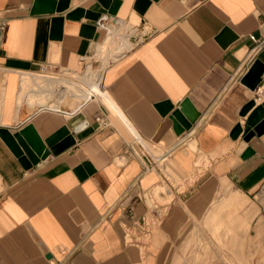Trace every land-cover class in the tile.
<instances>
[{
  "label": "crops",
  "instance_id": "obj_1",
  "mask_svg": "<svg viewBox=\"0 0 264 264\" xmlns=\"http://www.w3.org/2000/svg\"><path fill=\"white\" fill-rule=\"evenodd\" d=\"M55 1L0 0V264H170L214 192L217 229L264 184V118L247 122L264 104V0ZM20 144L50 154L25 167ZM202 167L185 191L168 182Z\"/></svg>",
  "mask_w": 264,
  "mask_h": 264
},
{
  "label": "rangeland",
  "instance_id": "obj_2",
  "mask_svg": "<svg viewBox=\"0 0 264 264\" xmlns=\"http://www.w3.org/2000/svg\"><path fill=\"white\" fill-rule=\"evenodd\" d=\"M238 129L241 131L240 126ZM249 136L250 134L246 138ZM135 140L139 142V139L135 138ZM142 144L144 149H150L151 151V148L144 142ZM157 158L156 154L154 159L157 160ZM205 170L206 168L202 167L195 178L180 179L171 170L167 169L172 176V178L167 177V179L171 186H177V191L181 192L187 190L190 186L193 187L196 178L198 179L200 175L204 174ZM161 171H163L162 168ZM263 188L264 184L260 187L256 197L252 198V201L250 200L245 208L237 211L222 209L220 217L224 218V224L217 229H215L217 220L212 221L211 211L214 210L219 199L224 196V192L222 191L223 188L217 193L214 192L212 198L208 199V205L203 214L193 219L191 227H188L189 230L187 228L179 234L181 243L180 245L177 243L176 247L170 249V264H264ZM163 196L166 197L167 195L163 193ZM154 199V203L161 207L172 198L163 202L159 201L157 197H154ZM160 211V215H163V210ZM241 216L242 218L245 217L246 220L243 221ZM158 225V220H153V222L148 220L143 236L139 240L148 242L150 240L149 234L153 233ZM129 233L127 231V241L130 239Z\"/></svg>",
  "mask_w": 264,
  "mask_h": 264
},
{
  "label": "water",
  "instance_id": "obj_3",
  "mask_svg": "<svg viewBox=\"0 0 264 264\" xmlns=\"http://www.w3.org/2000/svg\"><path fill=\"white\" fill-rule=\"evenodd\" d=\"M69 3V0H58L55 1V8H57L58 11H62L65 8H67ZM119 4V2L115 1L113 2V6L110 8V12L114 13L117 5ZM61 26V25H60ZM234 37L231 36L228 32L227 29H225L221 35L219 36V40L220 42H222L223 45H226L230 40H232ZM263 70L261 71V69L258 67V64H255L250 71L247 73V75L245 76V78L243 79V82L245 84H247L251 89H255L258 85V83L260 82V76L262 74ZM254 105L253 101H250L249 103H247L242 111H241V115H245L246 112ZM162 109L164 112H168L171 109V105H169L168 103L163 104ZM173 116L182 124V125H186L185 120L183 119V117H185L188 121H193L195 119V115L194 112L190 106V104L187 101H184L181 106L180 109L178 111H175L173 113ZM264 118V104L259 105L256 110L251 113V115L248 117V125L249 126H256L262 119ZM83 127V125L80 126V128ZM239 126H237L234 130H233V137H236L239 133L240 130L238 129ZM238 130V131H237ZM237 131V133H235ZM6 139L8 140L9 143L12 144V140L8 139L6 136ZM21 145V144H20ZM22 146V145H21ZM23 147V146H22ZM62 147V146H61ZM60 146H56L53 147L51 149V151L53 152H57V150L59 148H61ZM18 148V147H17ZM14 147L16 153L20 156H23V151L21 149H17ZM23 150H25V156L22 158V162L25 165V167H29L31 163H37L38 162V156H41L42 159L46 158L49 154H50V150L48 149H39L38 152L36 154L32 153L31 151L25 149V147H23ZM246 155L248 153H245Z\"/></svg>",
  "mask_w": 264,
  "mask_h": 264
},
{
  "label": "bare ground",
  "instance_id": "obj_4",
  "mask_svg": "<svg viewBox=\"0 0 264 264\" xmlns=\"http://www.w3.org/2000/svg\"><path fill=\"white\" fill-rule=\"evenodd\" d=\"M257 95H259V97H256V102L258 103H263L264 102V89H262V88H259L258 89V91H257ZM253 107V106H252ZM258 107V106H257ZM256 107V108H257ZM256 108L252 111V113L256 110ZM251 115V114H250ZM249 115V116H250ZM243 147H244V144H241L240 146H239V151H238V153L239 152H241V150L243 149Z\"/></svg>",
  "mask_w": 264,
  "mask_h": 264
},
{
  "label": "built area",
  "instance_id": "obj_5",
  "mask_svg": "<svg viewBox=\"0 0 264 264\" xmlns=\"http://www.w3.org/2000/svg\"><path fill=\"white\" fill-rule=\"evenodd\" d=\"M250 38H251L252 40H254V36H253V35H251ZM258 88H259V87H258ZM258 88H257V89H258ZM257 97H259V95H257Z\"/></svg>",
  "mask_w": 264,
  "mask_h": 264
}]
</instances>
